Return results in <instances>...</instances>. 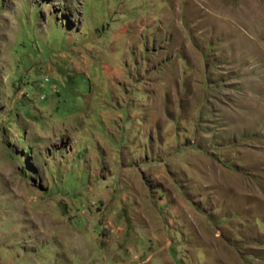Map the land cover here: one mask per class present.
<instances>
[{"label":"rangeland","instance_id":"1","mask_svg":"<svg viewBox=\"0 0 264 264\" xmlns=\"http://www.w3.org/2000/svg\"><path fill=\"white\" fill-rule=\"evenodd\" d=\"M0 264H264V0H0Z\"/></svg>","mask_w":264,"mask_h":264}]
</instances>
